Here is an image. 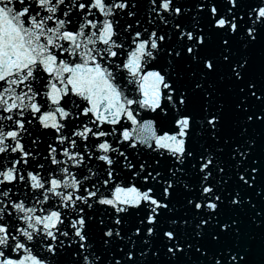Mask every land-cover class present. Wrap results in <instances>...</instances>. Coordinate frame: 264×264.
<instances>
[{
  "label": "snow or ice",
  "instance_id": "obj_1",
  "mask_svg": "<svg viewBox=\"0 0 264 264\" xmlns=\"http://www.w3.org/2000/svg\"><path fill=\"white\" fill-rule=\"evenodd\" d=\"M136 7L130 0H0V264H49L61 252L72 258L70 264H105L103 257L113 246L125 258L122 262L113 257L111 264H137L138 260L149 264L147 257L159 254L149 249V243L161 235L170 260L192 249L191 243H181L177 231L181 224L189 226L188 219L173 218L162 232L159 222L164 211H173L167 201L175 190V177L184 173L193 156L187 144L196 121L186 111V92L177 89L171 75L155 70L151 62L164 52L166 41L175 39L181 47H170L165 55L187 56L205 75L215 72L216 57L201 54L209 43L210 30L222 37L219 58L242 81L248 60L232 62V42L240 40L247 47L264 39V0H223L222 4L202 0L194 7L198 13L208 12L207 23H201L202 16H193L191 27L177 20L171 36L155 29L142 32L139 21L134 32L132 24L121 27L120 16H135L134 11L125 10ZM149 9L165 25L185 14L176 0H149ZM124 72L138 95L130 98L121 86ZM194 87L203 90L199 82ZM245 89L264 104V95L257 94L254 82L239 91ZM204 96V115L197 126L213 141L229 145L231 138L222 135L223 107L213 106L212 91H205ZM234 107L248 111L243 98ZM140 110L155 113L156 119L171 117L174 127L157 135L153 121L137 119ZM246 119L264 122V113H249ZM123 121L130 122V130ZM34 122L54 136L41 159L24 142L25 135L31 136L28 126ZM31 143L36 145L38 139ZM137 144L168 153L178 165L167 179L157 180L159 172L142 177L146 185L149 180L163 184L159 198L150 185L141 190L143 185L116 183L118 164L133 179L141 177L144 165L134 170L136 165L121 150L125 146L135 149ZM230 146L233 160L247 161L253 144L246 141L243 147L239 142ZM98 162L104 179L93 181L90 177L97 175ZM215 165V156L205 149L193 165L197 185L185 183L183 187L188 190L189 208L197 214L191 225L194 235L203 237L205 228L216 219L219 233L213 232L212 239L218 241L220 234L232 231L236 221L218 219L227 181L222 175L224 167ZM214 173L221 176L219 186L212 179ZM257 173L253 162L239 179L251 188ZM228 202L239 207L244 199L237 191ZM94 205L112 210L111 226L103 219L98 221L104 228L101 241L107 246L103 253L93 246L90 236L93 217L88 210ZM130 209L143 211V215L133 234L126 237L122 225ZM134 238L144 245L138 253ZM196 251L207 258L206 250L196 247ZM226 251L207 264H243V255Z\"/></svg>",
  "mask_w": 264,
  "mask_h": 264
},
{
  "label": "water",
  "instance_id": "obj_2",
  "mask_svg": "<svg viewBox=\"0 0 264 264\" xmlns=\"http://www.w3.org/2000/svg\"><path fill=\"white\" fill-rule=\"evenodd\" d=\"M176 2L183 7L185 14L175 19H170L169 23L165 25L154 14H150L149 0H130V3L137 5V7L134 9L129 8L125 11H134L136 15L127 16L122 14L120 16L121 27L132 24L131 31L134 32L138 27L136 22L139 21V30L142 32L144 28H147L149 31L155 29L159 34L171 36L173 34V25L177 20L182 25L191 27L195 22L193 16L197 18H201L202 16L201 23H207L208 12L198 13L194 7V5L201 3L202 0H176ZM216 2L222 4L223 0H216ZM245 2L249 3L253 2V0H245ZM208 34L210 37L209 43L201 54L205 57H216L217 69L213 73L205 75L201 67L187 56L173 58L165 55L164 52H167L170 47L176 50H179L181 47L175 39L166 41L164 52L160 53L157 60L151 62L155 66V70L163 69L171 75V80L175 83L177 89L186 92L189 98L186 111L195 117L196 123L191 129V135L187 144V147L193 152V156L186 162L184 173H178L175 177L177 181L175 190L167 201L173 211H164L163 215L160 216L159 222V230L162 232L171 226L173 218L177 220L182 218L188 219L189 226L186 228L181 224L177 228V231L181 243H191L193 247L190 251H185L183 254L178 253L176 258L170 260L166 253L165 238L162 235L158 239L153 238L149 243V249L156 250L159 254L157 256L149 255L147 257L149 264H207L208 261H212L223 250L243 255V264H264V122L256 119L252 121L246 119L249 113H264V104L251 97L247 89L243 93L239 91L244 85L254 82L257 94L264 95V39L258 40L254 45L247 47L242 45L240 40H233L232 62L235 63L243 59L248 60L243 73V80L237 81L232 76L229 64L219 58L220 40L222 37L210 30ZM121 59H124V57L122 56ZM114 63H119V61H114ZM145 70L148 69L146 68ZM121 75L123 78L120 80V84L123 88L127 89L130 98L132 95H138L136 86L128 83L127 73L124 72ZM197 82L203 85V90L195 89L194 86ZM205 91L213 92L214 107H223L224 130L222 135L231 138L229 145H225L223 140H220L219 143L213 141L197 126L202 123L201 118L204 115L202 109L206 104ZM240 98L245 100V106L248 109L247 113L239 111L234 107L236 101ZM137 119L141 123L153 121L157 135L163 134L164 131H170L174 127L171 123V117L156 119L155 113L146 110H140ZM123 123L126 128L131 129L132 125L130 122L123 121ZM28 127L30 128L31 136H24L25 146L26 148L33 149L34 152L38 151L40 155L37 159H41L47 154L48 144L54 142V136L50 130L39 127L35 122ZM119 130L118 128V132ZM33 138L38 139L36 145L31 143ZM110 139L114 146H116L115 137ZM246 141H250L253 144L248 160L240 161L239 157L233 160L231 156L232 147L230 145L239 142L240 146L243 147ZM205 149L208 150V155L215 156V166H223L225 169L222 174L223 179L227 181L226 185H224L226 189L224 191L225 203L219 208L218 219L222 223L236 221L232 231L220 234L218 241L212 239L213 232L219 233L216 219H213L205 228L203 237H196L194 235L191 225L195 222L197 214L189 208L187 200L190 197L188 190L183 187L185 183H188L190 187L197 185V180L195 179L196 168L193 165H197V158L204 153ZM121 150L136 165V169L134 170H139L140 165H144V171L141 173V177L133 179L129 170L118 164L116 165V169L119 173V180L116 183L124 186L133 183L138 187L143 185L141 190L150 185L159 198L163 184L149 180L146 185L142 177L147 172H152L153 175L159 172L160 176L157 177V180L161 178L167 179L171 175V170L177 168L178 165L170 158L168 153L161 154V152L153 151L142 144H137L135 149L125 146ZM112 155L116 156L115 153ZM253 162H255V166L258 168V173L256 174L254 186L249 188L240 181L239 175L248 171L253 166ZM94 171H96L97 175L90 177V179L95 181L99 177L102 181L105 174L99 171V162L95 165ZM84 174H88L87 169H84ZM212 179L219 186L218 182L221 176L214 173ZM85 183L87 182L85 181ZM237 191L244 199V203L239 207L232 206L228 202L231 194ZM194 195L195 193H193ZM88 211L93 217L90 229L93 246L103 253L107 246L101 241L104 228L99 225L98 221L103 219L105 225L111 226L112 210L105 206L98 207L94 205ZM129 213L122 225V231L126 237L133 234L140 216L143 215V211L136 212V210L130 209ZM134 239H136V250L138 253L144 245L140 242L139 238ZM125 243H127V239H125ZM196 247H200L202 251H207L208 256L206 259L196 251ZM227 251L225 254H227ZM113 257L121 259L122 262L125 258L115 249V246L109 250L107 257H103L105 264H111ZM71 259L64 252H61L54 259H50L49 264H56L57 261H59V264H70ZM137 264H142V261L138 260Z\"/></svg>",
  "mask_w": 264,
  "mask_h": 264
}]
</instances>
